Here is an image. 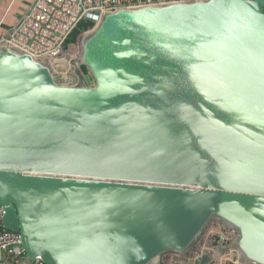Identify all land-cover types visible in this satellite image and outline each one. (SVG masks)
I'll return each mask as SVG.
<instances>
[{"label":"water","instance_id":"1","mask_svg":"<svg viewBox=\"0 0 264 264\" xmlns=\"http://www.w3.org/2000/svg\"><path fill=\"white\" fill-rule=\"evenodd\" d=\"M79 44L69 82L0 51V205L28 256L162 264L220 220L264 264V0L107 9Z\"/></svg>","mask_w":264,"mask_h":264},{"label":"built area","instance_id":"2","mask_svg":"<svg viewBox=\"0 0 264 264\" xmlns=\"http://www.w3.org/2000/svg\"><path fill=\"white\" fill-rule=\"evenodd\" d=\"M175 1L184 0H33L17 22L0 34V51L4 47H18L37 60L49 63L56 73L66 76L64 82H69L72 77L67 76L80 50V44L69 38L80 22L95 25L107 9ZM4 213V206L0 205V264H48L40 255L28 256L23 233L5 227ZM236 237V231L215 220L199 241L197 250L187 254L167 253L162 264H166L165 257L169 255L183 260L175 264H200L204 251L215 252L219 247L229 250L218 255L212 264L219 258L226 264L230 261L238 264L236 252L230 249Z\"/></svg>","mask_w":264,"mask_h":264},{"label":"crops","instance_id":"3","mask_svg":"<svg viewBox=\"0 0 264 264\" xmlns=\"http://www.w3.org/2000/svg\"><path fill=\"white\" fill-rule=\"evenodd\" d=\"M18 0H0V34L8 27L13 26L19 16L23 13V11L33 2V0H22L24 5L22 9L20 10V15H12V12L9 11V9L12 7V4ZM19 4H21V1L19 0ZM22 3V4H23ZM5 8H7V12L5 11ZM4 11V13H2ZM180 259L170 257L166 260V264H175V263H182Z\"/></svg>","mask_w":264,"mask_h":264},{"label":"trees","instance_id":"4","mask_svg":"<svg viewBox=\"0 0 264 264\" xmlns=\"http://www.w3.org/2000/svg\"><path fill=\"white\" fill-rule=\"evenodd\" d=\"M93 27H94V24H92V23H90V22H85V21L80 22V23L75 27V29L73 30V32H72V34H71L69 40H71V41H73V42H75V43L78 44V43H79V38H80V36H81L84 32L90 30V29L93 28ZM84 70L87 72V68H86V67H84Z\"/></svg>","mask_w":264,"mask_h":264},{"label":"rangeland","instance_id":"5","mask_svg":"<svg viewBox=\"0 0 264 264\" xmlns=\"http://www.w3.org/2000/svg\"><path fill=\"white\" fill-rule=\"evenodd\" d=\"M21 1V4H19L20 2H19V0L18 1H16V2H14V4H12V7L9 9V11H11L12 12V15H18L19 13H20V10L22 9V7H23V5H24V3H23V1L22 0H20ZM23 3V4H22ZM7 8H5V11L7 12ZM2 13H4V11H2ZM20 15V14H19ZM79 54H80V50H79ZM79 56V55H78ZM77 60V59H76ZM87 74H88V76L90 77V79H92L93 80V78L91 77V75L89 74V72L87 71ZM209 235H211L210 233H208V236ZM170 256V255H169ZM169 256H167V257H165V258H169ZM234 259L233 260H235V256L233 257ZM231 263V261L228 263V264H230ZM164 264V263H163ZM216 264H226V263H224V261L221 259V258H219L218 260H217V262H216Z\"/></svg>","mask_w":264,"mask_h":264}]
</instances>
